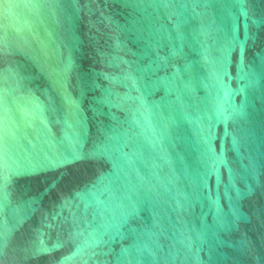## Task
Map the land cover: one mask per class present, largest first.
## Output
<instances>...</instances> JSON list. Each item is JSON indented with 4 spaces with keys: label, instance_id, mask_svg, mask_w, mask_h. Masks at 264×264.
<instances>
[{
    "label": "water",
    "instance_id": "1",
    "mask_svg": "<svg viewBox=\"0 0 264 264\" xmlns=\"http://www.w3.org/2000/svg\"><path fill=\"white\" fill-rule=\"evenodd\" d=\"M0 264H264V0H0Z\"/></svg>",
    "mask_w": 264,
    "mask_h": 264
}]
</instances>
